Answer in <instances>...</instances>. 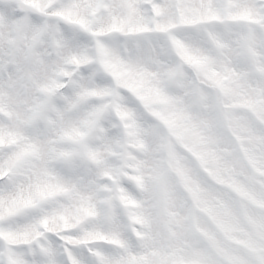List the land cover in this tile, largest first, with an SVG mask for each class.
Segmentation results:
<instances>
[{
  "label": "snow or ice",
  "instance_id": "snow-or-ice-1",
  "mask_svg": "<svg viewBox=\"0 0 264 264\" xmlns=\"http://www.w3.org/2000/svg\"><path fill=\"white\" fill-rule=\"evenodd\" d=\"M235 83L256 97L238 114L259 202L192 162L232 209L192 234L198 264H264V0H0V264H147L132 121L166 134L163 102L234 145Z\"/></svg>",
  "mask_w": 264,
  "mask_h": 264
},
{
  "label": "rangeland",
  "instance_id": "rangeland-1",
  "mask_svg": "<svg viewBox=\"0 0 264 264\" xmlns=\"http://www.w3.org/2000/svg\"><path fill=\"white\" fill-rule=\"evenodd\" d=\"M231 88L232 95L226 103L235 114L225 120V127L233 134L234 145L208 119H195L163 102H158L154 111L169 121L166 134H155L132 121L125 155L133 159L136 153L144 154L140 183L152 201L150 222L143 226L147 251L142 260L147 264H198L203 253L193 247L192 234L210 233L208 221L212 216L225 224L232 222V209L205 187L193 161L204 175L222 181L220 186L246 191L259 202L245 168L260 164L259 138L249 135L238 114L242 104L255 102L256 97L239 83Z\"/></svg>",
  "mask_w": 264,
  "mask_h": 264
}]
</instances>
